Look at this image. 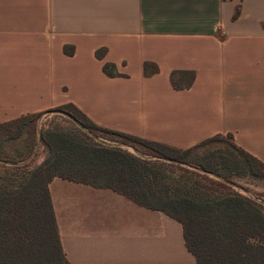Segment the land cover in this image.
<instances>
[{"label": "crops", "instance_id": "crops-1", "mask_svg": "<svg viewBox=\"0 0 264 264\" xmlns=\"http://www.w3.org/2000/svg\"><path fill=\"white\" fill-rule=\"evenodd\" d=\"M181 70L195 78L175 89ZM68 103L181 149L232 134L264 163V0H0V123ZM49 190L69 264H196L172 217L60 177Z\"/></svg>", "mask_w": 264, "mask_h": 264}, {"label": "trees", "instance_id": "trees-1", "mask_svg": "<svg viewBox=\"0 0 264 264\" xmlns=\"http://www.w3.org/2000/svg\"><path fill=\"white\" fill-rule=\"evenodd\" d=\"M65 51L71 54L73 48ZM104 53L99 49L96 55ZM152 67L156 72L155 65L145 63L146 75ZM103 70L119 75L112 63ZM194 78L189 70L171 74L175 89L189 88ZM55 110L64 112L73 127L42 129L47 155L35 166L16 165L24 158L6 153L4 143L21 136L41 114L0 123V264H69L49 190L55 177L112 189L177 220L196 264H264V205L227 184L233 177L264 180V163L239 147L232 134L226 135L225 147L195 153L224 135L181 149L99 126L72 103ZM72 118L85 130L112 136L148 156L92 140ZM34 148L35 143L28 145V154Z\"/></svg>", "mask_w": 264, "mask_h": 264}, {"label": "rangeland", "instance_id": "rangeland-1", "mask_svg": "<svg viewBox=\"0 0 264 264\" xmlns=\"http://www.w3.org/2000/svg\"><path fill=\"white\" fill-rule=\"evenodd\" d=\"M77 127L82 129L83 132H85L92 140L96 142H100L103 144L108 145H117L120 146L132 153H135L143 158H146L148 155H145L139 151H137L133 146L127 145L123 143L121 140H116L112 136H109L107 134H95L93 132H90L88 130H85V128H81L74 120H72ZM45 127H61L64 129H70L73 127V124L69 121L67 118V115L64 114L61 110H53L50 111L44 115H41L36 122L29 123L25 128L21 136L18 138L4 143V151L10 155L16 156L17 160L22 159L21 161L15 162L16 165H23L27 163H31V166H35L39 157H42L43 155H47V150L42 144L41 136H42V129ZM95 138H98L95 139ZM224 140H219L213 143H210L202 148H199L195 151V153H204L207 151L215 150L217 148L225 147L228 142V137L224 135ZM32 143H35V148L33 151L28 154L27 147L28 145H31ZM134 148V149H132ZM37 150V151H36ZM34 156L28 161L27 163H23L26 161L34 152ZM22 157V158H21ZM232 181V182H231ZM230 182L227 181L229 186H231L232 189L239 191L250 198L261 201L264 205V180H254L250 177H233V179Z\"/></svg>", "mask_w": 264, "mask_h": 264}, {"label": "water", "instance_id": "water-1", "mask_svg": "<svg viewBox=\"0 0 264 264\" xmlns=\"http://www.w3.org/2000/svg\"><path fill=\"white\" fill-rule=\"evenodd\" d=\"M72 120H74L73 118H72ZM81 128H83V126L80 124V123H78L76 120H74ZM95 139H97L98 140V138H95ZM116 145V144H115ZM118 145V144H117ZM132 149H134V148H132ZM37 151V150H36ZM36 151L26 160V161H24L23 163H27L28 161H30V159L34 156V154L36 153ZM148 158H150V159H157V157H154V156H151V157H148ZM227 184H230V183H228L227 182ZM259 202H261V201H259Z\"/></svg>", "mask_w": 264, "mask_h": 264}]
</instances>
